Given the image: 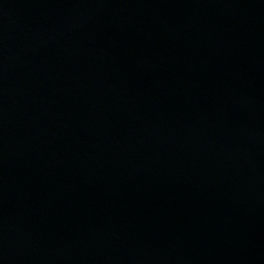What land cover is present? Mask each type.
I'll list each match as a JSON object with an SVG mask.
<instances>
[{
  "label": "water",
  "instance_id": "water-1",
  "mask_svg": "<svg viewBox=\"0 0 264 264\" xmlns=\"http://www.w3.org/2000/svg\"><path fill=\"white\" fill-rule=\"evenodd\" d=\"M0 264H264V0H0Z\"/></svg>",
  "mask_w": 264,
  "mask_h": 264
}]
</instances>
